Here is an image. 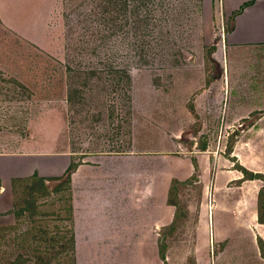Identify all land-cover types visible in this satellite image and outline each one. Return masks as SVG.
I'll return each instance as SVG.
<instances>
[{
    "label": "rangeland",
    "instance_id": "rangeland-1",
    "mask_svg": "<svg viewBox=\"0 0 264 264\" xmlns=\"http://www.w3.org/2000/svg\"><path fill=\"white\" fill-rule=\"evenodd\" d=\"M230 26L217 0H0V150L61 144L100 160L123 189H141L144 178L162 182L183 155L227 153L237 135L226 128L228 117L252 97L242 93L237 67L264 63V51L227 47ZM236 85L242 102L233 97ZM195 170L172 179L176 216L166 230L172 245L159 247L162 261L170 264L164 252L171 248L173 264H193L197 252L201 264H228L232 244L219 242L224 251L214 249L215 257L210 245L212 261L206 246L195 245L202 194ZM230 185L251 214L246 188ZM13 188L14 208L0 216V264H72V254L75 264H134L110 256L109 247H70L63 178L18 179ZM216 197L220 207L234 202L221 191ZM260 210L264 219V191Z\"/></svg>",
    "mask_w": 264,
    "mask_h": 264
},
{
    "label": "crops",
    "instance_id": "crops-1",
    "mask_svg": "<svg viewBox=\"0 0 264 264\" xmlns=\"http://www.w3.org/2000/svg\"><path fill=\"white\" fill-rule=\"evenodd\" d=\"M217 1L224 7V13L231 17L227 47L263 53L264 0ZM237 68L244 71L243 86H250V90L245 87L242 92L241 86L236 85L239 90L233 93V97L239 96L237 100L241 102L245 97L240 92L247 99L248 92H252V97L250 105L240 104L239 110L228 117L230 122L226 128L237 135L227 153L212 148L183 155L177 158L170 175H165L162 182L144 178L145 185L141 189L135 186L123 189L122 177L108 173L107 166L102 167L100 160L80 157L74 150L61 148V144L26 151L12 148L7 143L0 150V216L14 208V181L29 180L34 175L60 180L72 167L68 186L76 251L79 245L109 247L110 256L129 257L134 264H164L159 247L172 245L166 230L176 216V207L169 201L172 179L184 181L197 169L200 171L197 176L202 182V194L194 226L195 245L206 246L207 257L212 261L208 247L211 245V253L215 257L214 249L221 254L224 250L217 247L219 242L226 241L227 245L232 244L228 264H264V253L257 242L258 236L259 239L264 238V223L260 222L258 215L259 192L264 180L247 176L250 173L264 175V63L255 59L240 63ZM232 182H239L247 190L243 194L253 198L251 214L237 205V198L231 191L236 186L226 187ZM207 189L211 193L209 202ZM220 191L234 198L232 205H216ZM252 242L258 244L255 249ZM128 247H131L129 251ZM172 251L171 248L165 250L166 263L173 264ZM193 264H201L198 252Z\"/></svg>",
    "mask_w": 264,
    "mask_h": 264
},
{
    "label": "trees",
    "instance_id": "trees-1",
    "mask_svg": "<svg viewBox=\"0 0 264 264\" xmlns=\"http://www.w3.org/2000/svg\"><path fill=\"white\" fill-rule=\"evenodd\" d=\"M70 170H72V167H70L67 170L66 176L63 177L64 182L67 183V184H69V173H70ZM249 176H251L252 178H254V177L261 178L262 177L264 179V175H259V174H255L254 175V174L250 173ZM34 177H37V175H34L33 178ZM37 178L42 180V182L46 181V180H54V179H46V178H40V177H37ZM60 179H62V178H60ZM31 180H32V178H31ZM263 191H264V186L261 188V190L259 192V203H258V206H259L258 215H259V220H260L261 223H264V219L262 218V213H261V210H260V199L262 197ZM68 211H69L68 221L70 223L69 224V233H70L69 244H70V247L72 248L74 246V236H73V229H72V226H71V206H70V203H69V206H68ZM71 253H72V251H71ZM71 256H72L71 263L75 264V256H74V254H72ZM161 257L164 258L163 253H161Z\"/></svg>",
    "mask_w": 264,
    "mask_h": 264
}]
</instances>
